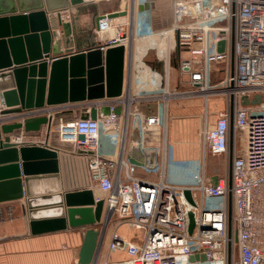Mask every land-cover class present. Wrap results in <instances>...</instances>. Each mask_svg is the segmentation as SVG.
<instances>
[{"label": "built area", "instance_id": "2783aa9c", "mask_svg": "<svg viewBox=\"0 0 264 264\" xmlns=\"http://www.w3.org/2000/svg\"><path fill=\"white\" fill-rule=\"evenodd\" d=\"M173 14L170 31L175 47L189 55L180 66L187 90L175 95L190 97L210 90L224 96L226 109L214 124L202 129V158L208 153L224 154L230 168L227 175L218 177L217 185L207 176L204 162L191 182H167L165 121L142 109L145 103L171 95L169 80L155 69L150 94L141 95V88L136 94L128 91L108 99L107 104L97 102V110L107 105L110 112L98 111L96 119L90 117L89 109L87 117L61 121L56 127L60 139L85 153L91 183L107 194L105 208L111 213L107 226L115 228L109 250L127 255L98 264H264V0H174ZM132 29L129 41L169 34L152 30L144 14ZM124 41L119 37L114 43L126 45ZM213 65L216 73L224 72V78L210 88ZM257 95L263 97L261 103H243L245 97L252 101ZM56 113L55 107L33 109L4 116L0 124L45 114L52 126ZM103 133L118 146L116 157L103 154ZM150 136L160 142L149 144ZM241 136L244 146L238 149ZM15 142L33 143H27L24 135H18ZM134 153L141 156L138 163L131 162ZM134 167L157 178L136 176ZM123 225L142 232V237L129 240L119 235L117 230Z\"/></svg>", "mask_w": 264, "mask_h": 264}, {"label": "crops", "instance_id": "0c3cea01", "mask_svg": "<svg viewBox=\"0 0 264 264\" xmlns=\"http://www.w3.org/2000/svg\"><path fill=\"white\" fill-rule=\"evenodd\" d=\"M158 6L159 0H104L91 3L83 2L80 5H72L61 9L59 12L62 14L64 20L72 21L79 38L77 50L81 51L92 47L106 48L110 46L115 41L118 32L130 34L133 30L134 22L140 19L141 14L145 15V21L149 23L155 32L166 31L170 33L174 25V14H172V17L167 16V19L166 17L161 20L157 19L156 13L154 11L151 13L150 10ZM141 7L143 8L141 9ZM124 12L126 13L125 15L121 14L116 18L105 21L108 26H104L102 31H99L105 22L99 21L98 23V19L110 13ZM160 23H163V27L160 26ZM138 44L132 40L130 44L125 45V53H128V56L125 54L122 96H125L128 91L136 94L141 90L135 84L137 83L136 78L132 77L130 72V56L136 47L139 46L137 48L138 52L142 49L145 51L149 50L148 47L152 44L148 46L145 43ZM150 65L153 68L149 66L150 72L147 73L149 80H151L153 69H157L161 74L165 75V67H167L165 63L157 61ZM7 73L10 74L11 72ZM48 73H50V67ZM172 74L174 77L176 76L175 73ZM169 77H171L170 69L168 70ZM7 80L11 83L13 82L11 76H8ZM175 81L174 79L172 83L175 84ZM147 87L144 92L145 94H150L153 87L150 83ZM35 95H37V91H35ZM108 99L110 98L106 97L93 101L69 102L50 106L55 107L57 112V119L53 122L54 125L43 126L38 133L29 134L23 130H15L10 134L11 143L17 144L15 139L18 135H24L27 143L28 141H33V143L24 145L27 148L26 155L31 160L28 162L29 174L27 176L22 174L21 176L23 181V196L17 200L0 202V264H78L79 251L85 232L90 227L80 225L84 221V217L76 213V211L84 207H94L95 209L96 205L100 202H104L103 217L101 222L95 224V228L97 230L102 229L105 214L107 213L105 208L107 194L100 191L96 185L91 183L88 159L85 153L77 149L72 143L62 141L56 127L61 121L71 122L86 117L89 109L96 107L97 102L107 104ZM188 105L180 104L178 107L185 108L186 110L188 109ZM47 107L49 106L38 109H46ZM175 107L172 105V110L176 111ZM142 109L146 114L161 115L164 119L168 153L170 154L171 152L173 158H193L183 157L180 149L175 147L173 140L177 138L176 131L178 130L181 135L186 136L189 133L183 131L181 128L173 129L174 125L170 128V112L165 104L161 101H152L143 104ZM224 109H226V104L220 111ZM101 110L109 113L110 107L103 105V108H98L97 112ZM1 118L3 117L0 116ZM215 121L211 124H214ZM15 122L21 121L15 120L9 123ZM206 124L209 123L207 122ZM163 131L164 129H160V132ZM118 133L120 134V132ZM148 141L149 144H158L160 142L157 137L151 136ZM101 144L103 154L106 157H116L118 155V146L111 142L107 133L101 135ZM17 148L19 149L20 147ZM9 157L10 154L0 156L1 168L13 164L8 160ZM199 158H193L195 162H198V166L200 164ZM140 160V154L134 153L131 162L138 163ZM132 173L145 178H157L156 176L143 173L138 167H134ZM10 175L12 174L7 171L5 176L2 177H9ZM192 179L193 177L187 181H183V183H188ZM81 195L88 196V198H79ZM114 232V225L109 224L106 228L97 264L107 260L113 261L127 258L125 253L109 250V243ZM117 233L129 240L142 237L140 233H136V231L125 225L118 228Z\"/></svg>", "mask_w": 264, "mask_h": 264}, {"label": "water", "instance_id": "95a60500", "mask_svg": "<svg viewBox=\"0 0 264 264\" xmlns=\"http://www.w3.org/2000/svg\"><path fill=\"white\" fill-rule=\"evenodd\" d=\"M83 2L84 0H0L1 117L45 106L115 98L122 94L125 44L118 42L106 48L92 47L78 51L79 38L74 25L71 20H64L59 12ZM121 14L126 13H110L101 18L112 19ZM126 38L127 34H122L121 39ZM222 45L220 43V50ZM177 50L180 52L179 46ZM8 76L12 77V83L7 80ZM262 101L263 97L257 95L252 101L243 103L249 105ZM90 117L97 118V107L91 108ZM50 125L51 118L45 114L27 117L21 122L0 124V156L10 154L8 160L13 163L8 167H0V202L20 199L24 194L21 176L29 174L28 162L31 159L26 155L27 148L11 143L10 134L15 130L38 133L43 126ZM79 139L83 140L84 136H79ZM7 171L12 175L2 177ZM211 181L217 185L218 176L212 177ZM186 196L193 203L190 191H186ZM79 198L88 196L81 195ZM103 208L104 202H100L95 209L84 207L76 211L84 217L80 225L90 227L85 232L78 264L97 263L111 217V213L107 212L102 229L95 228V224L101 222ZM190 220L192 233V214ZM197 258L199 256L192 257L191 260Z\"/></svg>", "mask_w": 264, "mask_h": 264}, {"label": "rangeland", "instance_id": "374dc122", "mask_svg": "<svg viewBox=\"0 0 264 264\" xmlns=\"http://www.w3.org/2000/svg\"><path fill=\"white\" fill-rule=\"evenodd\" d=\"M173 5L174 0H159V6L157 8H152L150 11L151 13L153 11L156 13V16H158L157 19L159 18L161 20L164 17L167 19V16L172 17ZM160 26L163 27V23H160ZM132 40L137 44L145 43L147 46L152 44L148 47L149 50L142 52L137 51L139 46L136 47L135 51L131 53V60L129 59L130 72L132 77L136 78L135 80L137 83L135 84H137V87L142 89L141 95H146L144 91L146 88H148L147 86L150 83V80L147 76V73L150 72V68H153V66L150 64L157 61L164 63L165 60L169 64H167V68L165 67V78L166 80H169L168 87L171 95L165 94L158 101H161L163 104H165L168 108V111L170 112V128H172V125H174L173 129L181 128L183 131H187V133H189L188 136L181 135L177 130L179 133L176 131L177 138L173 140L175 147L180 149L183 157H200L199 163H205L207 176L212 178L214 176L220 177L227 175L230 168V159L228 156L224 154L213 155L208 153L205 159L202 158L203 151L201 141V132L205 124L207 122L209 124L214 122L217 113L224 108L226 104V99L224 96L218 92H210V90L190 97L175 95L187 90V87L185 86L186 75H183L180 66L184 59L189 58V55L182 51L178 52L177 47H175L174 44L175 35L173 32L169 33L167 36H156L152 40H140L136 37H133ZM126 56H128V53ZM137 63L140 64V66H137ZM177 65L179 66L178 68ZM216 67L217 66L215 65L212 66V70L214 71L210 79V88L219 84L224 78V72H215ZM169 69L171 72V77L168 78ZM155 70L158 71L157 69ZM172 73H175L176 76L174 77ZM174 79L176 80L175 84L172 83L174 82ZM247 100L249 99L245 97L244 101ZM180 104H189L188 109L185 110V108L178 107ZM172 105L176 106V111L172 110ZM240 139L241 140L239 142L238 149H241L244 146V138L241 136ZM193 158H173L170 152L167 162V182L172 184H182L183 181H187L191 177L194 178V175L198 171V162H195ZM136 233H140L142 235V232L136 231Z\"/></svg>", "mask_w": 264, "mask_h": 264}, {"label": "bare ground", "instance_id": "6f19581e", "mask_svg": "<svg viewBox=\"0 0 264 264\" xmlns=\"http://www.w3.org/2000/svg\"><path fill=\"white\" fill-rule=\"evenodd\" d=\"M121 36H122V35H120V36L117 35V36L115 37V38H116L115 40L117 41V40L119 39V37L121 38ZM129 37H130V35L127 34V38H129ZM127 38H126V39H122V40H125L124 42H127V44H130V42L132 41V38H131L130 41H129ZM127 40H128V41H127ZM116 41H114V42H116ZM114 42H113V43H114ZM140 48H142V47H140ZM142 51H143V49L141 50V52H142ZM141 54H142V53H141ZM137 66H140V64L137 63Z\"/></svg>", "mask_w": 264, "mask_h": 264}]
</instances>
